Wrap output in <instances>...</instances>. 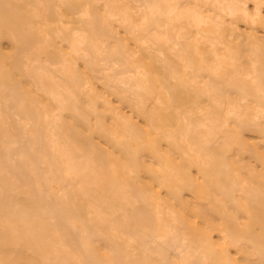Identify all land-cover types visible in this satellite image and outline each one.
Segmentation results:
<instances>
[{
    "label": "bare ground",
    "instance_id": "1",
    "mask_svg": "<svg viewBox=\"0 0 264 264\" xmlns=\"http://www.w3.org/2000/svg\"><path fill=\"white\" fill-rule=\"evenodd\" d=\"M263 5L0 0V264H264Z\"/></svg>",
    "mask_w": 264,
    "mask_h": 264
},
{
    "label": "rangeland",
    "instance_id": "2",
    "mask_svg": "<svg viewBox=\"0 0 264 264\" xmlns=\"http://www.w3.org/2000/svg\"><path fill=\"white\" fill-rule=\"evenodd\" d=\"M263 6H264V5H263ZM262 9H263V13H264V7H262ZM243 25H244V24H241V23H240V27H241L242 31L245 29V27H244L245 25H244V26H243ZM243 27H244V28H243ZM259 32H260L259 34H262V31H259ZM120 33H122V32L120 31ZM5 46H7V45H5ZM98 85H99V84H98ZM99 87H101V86L99 85ZM126 109H127V108H125L124 110L128 112V110H126Z\"/></svg>",
    "mask_w": 264,
    "mask_h": 264
}]
</instances>
